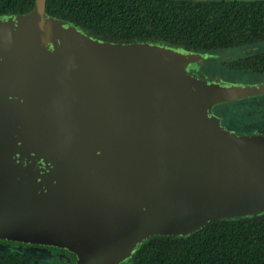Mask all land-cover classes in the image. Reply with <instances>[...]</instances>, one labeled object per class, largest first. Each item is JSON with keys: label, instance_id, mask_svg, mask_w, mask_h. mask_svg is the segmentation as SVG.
<instances>
[{"label": "water", "instance_id": "1", "mask_svg": "<svg viewBox=\"0 0 264 264\" xmlns=\"http://www.w3.org/2000/svg\"><path fill=\"white\" fill-rule=\"evenodd\" d=\"M206 56L95 37L46 0L0 14V239L125 264L155 236L264 213V129L213 112L264 81L193 74Z\"/></svg>", "mask_w": 264, "mask_h": 264}, {"label": "trees", "instance_id": "2", "mask_svg": "<svg viewBox=\"0 0 264 264\" xmlns=\"http://www.w3.org/2000/svg\"><path fill=\"white\" fill-rule=\"evenodd\" d=\"M34 6L35 0H0V14H24ZM46 11L111 34L112 41L144 31L209 53L262 43L229 66L245 73L234 75L238 81H264V0H46ZM241 101L264 113V94ZM126 264H264V213L214 220L187 236H155Z\"/></svg>", "mask_w": 264, "mask_h": 264}, {"label": "flooded vegetation", "instance_id": "3", "mask_svg": "<svg viewBox=\"0 0 264 264\" xmlns=\"http://www.w3.org/2000/svg\"><path fill=\"white\" fill-rule=\"evenodd\" d=\"M242 1H254V0H242ZM79 27L86 29L87 33L95 37H101L106 40L112 41L110 40V37L112 36L111 34H106L100 31L96 32V30H94L93 28H89L86 26L80 25ZM142 33H143V36L141 33H138V32H137V36H133V35L129 37L120 36L116 38L114 42L131 43V42H139V41L157 40L155 36H146L144 31ZM261 44L262 43H259L258 45H255L254 47H252L253 45L251 47L250 46L248 47L247 45H242V46L240 45L238 47H234L226 51L231 52L232 50L241 48L240 51L234 52V54H239L235 56L236 58L234 57L237 60V59L249 56V54H252V49H256L255 47L257 46L259 47ZM263 49H264V43H263ZM200 53H204L207 56L202 59V64L198 65L197 69L194 70L192 73L198 76H211V77L221 76L222 77V74H219L221 73L220 71L214 72L215 64L207 63V59L210 53L201 52V51ZM230 67L231 66H229L228 68L230 69ZM229 71H231V69ZM252 83H256V82H252ZM222 104L215 105L213 107V111L215 109V113L216 115L219 116L222 125L232 130L233 128L227 126V124H229L230 121L225 122L224 116L216 111V107L219 108L221 107L220 105ZM243 125L244 126H241L242 127L241 129L239 128V131H242V133H247V132L250 133L260 127L259 126V127L253 128V125L251 124H243ZM239 131H236V132H239ZM243 131H246V132H243ZM0 264H75V259H74V256L70 254L69 252H66L54 246H48V245H43V244H38V243H21L19 241H15L11 239H0Z\"/></svg>", "mask_w": 264, "mask_h": 264}, {"label": "rangeland", "instance_id": "4", "mask_svg": "<svg viewBox=\"0 0 264 264\" xmlns=\"http://www.w3.org/2000/svg\"><path fill=\"white\" fill-rule=\"evenodd\" d=\"M240 50L241 48L232 50L231 52H228V51L218 52L217 51V52L210 53L207 59V63L215 64L214 72L220 71L221 73L219 74H222L223 79L228 80V81L237 82L239 78L234 75L239 74V76H241V75H244L245 73L243 72L233 73V71H229L230 69L228 67H229L230 62L236 58L235 56L239 55V54H234V52L240 51ZM252 80L254 79L245 77L244 79H241V82L252 83L250 82ZM257 96L259 95L250 96V97H247L241 100H247V99L255 98ZM241 100L223 102V104L221 103L222 105H220L221 107L219 108L216 107V111L224 116L225 122L230 121L229 124H227V126L233 128L234 130L232 129V131L234 132L239 131V128H241V126H244L243 124H251L253 125V128L260 126L258 129H264L263 127L264 126V113L262 112L257 113L256 107L248 105L246 103H242ZM213 112L215 113V109ZM258 129L254 130V132L257 131ZM239 132H241L240 134H249V132L247 133H242V131H239ZM239 132H236V133H239ZM243 132H246V131H243Z\"/></svg>", "mask_w": 264, "mask_h": 264}]
</instances>
